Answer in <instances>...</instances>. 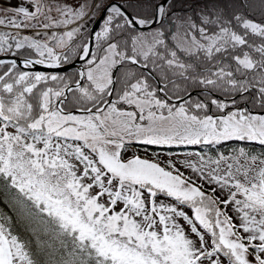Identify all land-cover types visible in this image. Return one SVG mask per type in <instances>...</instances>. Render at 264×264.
Returning <instances> with one entry per match:
<instances>
[{
  "label": "snow or ice",
  "instance_id": "snow-or-ice-1",
  "mask_svg": "<svg viewBox=\"0 0 264 264\" xmlns=\"http://www.w3.org/2000/svg\"><path fill=\"white\" fill-rule=\"evenodd\" d=\"M0 264H264V0H0Z\"/></svg>",
  "mask_w": 264,
  "mask_h": 264
}]
</instances>
